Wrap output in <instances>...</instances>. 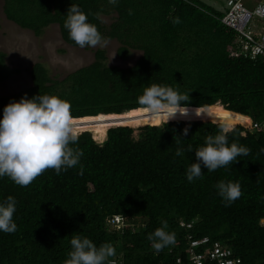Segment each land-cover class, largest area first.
I'll return each mask as SVG.
<instances>
[{
    "label": "trees",
    "instance_id": "trees-1",
    "mask_svg": "<svg viewBox=\"0 0 264 264\" xmlns=\"http://www.w3.org/2000/svg\"><path fill=\"white\" fill-rule=\"evenodd\" d=\"M2 3L6 20L20 29L40 37L57 25L61 40L80 48L64 27L69 7L76 4L103 37L118 42L120 59L127 60L131 51L141 55L119 68L107 66L104 51L97 50L92 63L62 80L35 63L31 87L0 97V119L4 108L25 94L68 101L81 133L71 146L83 151L75 167L59 175L46 170L27 187L0 177V203L8 196L17 202V230L0 231V264H63L74 234L97 247L111 243L116 255L109 259L117 264H175L177 258L190 264V242L203 238L208 242L194 248L197 253L217 243L239 264H264V60L231 56L235 33L221 23L222 11L198 0H118L115 6L108 0ZM102 15L115 16L106 26ZM176 17L181 23H173ZM18 73L0 51V83ZM150 83L189 94L183 102L188 114L199 108L208 116L157 125L168 118L153 119L137 103ZM127 124L145 126L134 130ZM224 124L229 145L247 147L249 154L214 172L202 166V175L189 182L186 170L196 162L195 150ZM220 181L238 182L241 197L224 200L216 187ZM114 216L121 218L119 225L111 222ZM163 222L175 242L157 253L148 236Z\"/></svg>",
    "mask_w": 264,
    "mask_h": 264
},
{
    "label": "clouds",
    "instance_id": "clouds-1",
    "mask_svg": "<svg viewBox=\"0 0 264 264\" xmlns=\"http://www.w3.org/2000/svg\"><path fill=\"white\" fill-rule=\"evenodd\" d=\"M108 2L115 6L118 0ZM129 14H132L131 11ZM65 17L64 27L69 38L80 48L104 46L108 43L97 26L88 22L87 14L78 5L72 4ZM173 23H181L180 18L176 17ZM188 100L189 94H181L170 85L150 83L144 87L137 103L153 119L167 117L168 123L177 114L188 115L189 108L183 103ZM196 114L199 116V108ZM249 124L250 119L246 126ZM228 131L226 124L220 126L218 134L208 135L205 144L195 150L196 162L191 163L186 170L189 182L202 175V166L209 172H214L232 164L238 156L249 154L247 147L235 142L229 145ZM188 134L189 128H185L183 135ZM77 143L78 136L68 101L47 94L29 99L25 94L19 102L12 101L7 105L3 110V118L0 119V177L7 176L15 184L27 187L46 170H55L59 175L62 170L66 171L80 162L83 151L71 146ZM189 151H192L191 146ZM176 155H182V150L178 148ZM216 187L219 195L229 203L242 195L238 182L220 181ZM16 203L12 196L0 203V231L11 234L17 230L13 219ZM167 227V222H163L162 227L148 236L157 253L175 242L174 234L167 232ZM70 244L71 250L63 264H116L114 259H109L116 255L111 243L97 247L89 238L74 234Z\"/></svg>",
    "mask_w": 264,
    "mask_h": 264
},
{
    "label": "rangeland",
    "instance_id": "rangeland-1",
    "mask_svg": "<svg viewBox=\"0 0 264 264\" xmlns=\"http://www.w3.org/2000/svg\"><path fill=\"white\" fill-rule=\"evenodd\" d=\"M198 1L217 10L221 8L225 9L224 0ZM2 6L3 3L2 0H0V51L5 54L6 64L10 68L17 69L19 73L13 75L7 81L0 83V97L16 94L31 87L30 69L35 63L43 64L52 79L62 80L67 74L92 63L94 60V53L97 50L104 51L105 64L107 66L119 68L131 66L141 55L138 51H131L130 57L127 60H122L117 56V48L119 47L118 42L108 39V43L104 46L83 49L71 47L61 40L57 25H50L44 30L40 37H36L32 32L20 29L12 22L7 21L3 14ZM114 16L115 15H102V23L108 26L113 21ZM207 116L208 114L203 113L199 114V116L197 114H188L187 116L177 114L176 117H194L202 119ZM228 118L231 120L234 119V117ZM162 123L164 122H160L157 125H161ZM130 127L136 130L142 127V125ZM136 132L137 131L134 133ZM80 134L81 133L78 135ZM97 143L101 144L102 142Z\"/></svg>",
    "mask_w": 264,
    "mask_h": 264
},
{
    "label": "built area",
    "instance_id": "built-area-1",
    "mask_svg": "<svg viewBox=\"0 0 264 264\" xmlns=\"http://www.w3.org/2000/svg\"><path fill=\"white\" fill-rule=\"evenodd\" d=\"M225 9L221 23L235 33L231 56L256 61L264 60V0H224ZM258 127L257 124H253ZM121 218L114 216L113 224H120ZM264 226V219L261 220ZM184 226V224H181ZM207 238L190 242L188 261L190 264H239L238 258L233 259L229 250L215 243L197 253L194 248L206 244ZM117 264V262H116ZM175 264H184L177 258Z\"/></svg>",
    "mask_w": 264,
    "mask_h": 264
},
{
    "label": "bare ground",
    "instance_id": "bare-ground-1",
    "mask_svg": "<svg viewBox=\"0 0 264 264\" xmlns=\"http://www.w3.org/2000/svg\"><path fill=\"white\" fill-rule=\"evenodd\" d=\"M216 105V104H215ZM214 106V105H213ZM209 108V107H208ZM201 109H204V108H201ZM223 111H224V109H223ZM225 112V111H224ZM101 115V114H100ZM212 119V118H211ZM210 120V119H209ZM218 120V119H217ZM171 121H173V120H171ZM175 121V120H174ZM188 121V120H187ZM208 121V120H207ZM162 122H167V121H162ZM169 122V121H168ZM150 124H156V123H150ZM150 124H146V125H150ZM130 125H133V124H129V127H130ZM137 126H141V125H137ZM143 126V125H142ZM120 127V126H119ZM122 127V126H121ZM105 129H110V128H105ZM105 129H100L99 131H101V130H105ZM91 131H93V130H88V131H86V132H91ZM81 132H84V131H81ZM80 133V132H79ZM78 133V134H79ZM77 134V135H78ZM93 134V133H92Z\"/></svg>",
    "mask_w": 264,
    "mask_h": 264
},
{
    "label": "crops",
    "instance_id": "crops-1",
    "mask_svg": "<svg viewBox=\"0 0 264 264\" xmlns=\"http://www.w3.org/2000/svg\"><path fill=\"white\" fill-rule=\"evenodd\" d=\"M223 10H224V9H222V8H221V9H219V11H223Z\"/></svg>",
    "mask_w": 264,
    "mask_h": 264
}]
</instances>
